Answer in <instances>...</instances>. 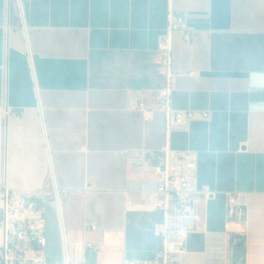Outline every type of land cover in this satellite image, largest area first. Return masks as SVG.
<instances>
[{"label": "crops", "instance_id": "0c3cea01", "mask_svg": "<svg viewBox=\"0 0 264 264\" xmlns=\"http://www.w3.org/2000/svg\"><path fill=\"white\" fill-rule=\"evenodd\" d=\"M0 0V182L37 189L50 162L64 194L70 241L98 246L84 264H125L163 245L161 210L126 192L163 160L165 113L147 105L165 81L159 53L170 0ZM197 27L174 33L179 70L173 104L211 108L210 119L174 129L171 145L197 150L194 228L180 264H264V0H173ZM47 133V141L46 134ZM249 193L248 208L227 213V191ZM54 207L47 205L48 208ZM87 224H96L97 229ZM246 243L233 245V231ZM60 231V230H59ZM61 241V236H60ZM46 254V249H45ZM57 264L62 262L61 255Z\"/></svg>", "mask_w": 264, "mask_h": 264}, {"label": "built area", "instance_id": "2783aa9c", "mask_svg": "<svg viewBox=\"0 0 264 264\" xmlns=\"http://www.w3.org/2000/svg\"><path fill=\"white\" fill-rule=\"evenodd\" d=\"M21 24L27 27L22 0H17ZM170 0L168 24L161 34L159 53L165 68V81L157 88L154 108L147 105L146 95L137 91L131 95L132 107L150 112L154 109L165 113L166 143L163 160L149 166L152 177L133 178L128 181L126 192L138 206L149 210H161L163 220L156 223L155 232L162 236L163 245L151 257H126L125 264H180V256L187 249L189 232L194 228L195 204L199 194L214 196L217 190L209 185L198 186L199 158L197 150L179 149L171 145L174 129H188L194 119H210L211 108H180L173 104L176 78L180 73L174 66V33L181 32L185 42L197 30L190 20V12H176ZM46 141H47V133ZM50 162L48 178L37 189H19L7 181L0 182V264H53L48 262L45 249L48 243L46 213L47 205L54 206L59 223L62 262L57 264H84L83 253L98 246L85 238L70 241L64 213V194ZM227 213L235 214L239 209L248 208L249 193L227 191ZM97 229L96 224H87L89 229ZM249 239L246 229L233 231V245L246 243Z\"/></svg>", "mask_w": 264, "mask_h": 264}, {"label": "rangeland", "instance_id": "374dc122", "mask_svg": "<svg viewBox=\"0 0 264 264\" xmlns=\"http://www.w3.org/2000/svg\"><path fill=\"white\" fill-rule=\"evenodd\" d=\"M52 206V205H51ZM47 238L46 254L49 261H57L61 255V241L58 217L55 208H48L47 212Z\"/></svg>", "mask_w": 264, "mask_h": 264}]
</instances>
